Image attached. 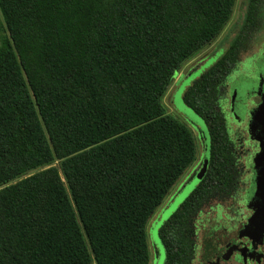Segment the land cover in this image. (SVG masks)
I'll list each match as a JSON object with an SVG mask.
<instances>
[{
	"label": "trees",
	"instance_id": "1",
	"mask_svg": "<svg viewBox=\"0 0 264 264\" xmlns=\"http://www.w3.org/2000/svg\"><path fill=\"white\" fill-rule=\"evenodd\" d=\"M235 3L0 0V264L150 263L147 223L196 158L162 100ZM168 227L164 264H188Z\"/></svg>",
	"mask_w": 264,
	"mask_h": 264
},
{
	"label": "flooded vegetation",
	"instance_id": "2",
	"mask_svg": "<svg viewBox=\"0 0 264 264\" xmlns=\"http://www.w3.org/2000/svg\"><path fill=\"white\" fill-rule=\"evenodd\" d=\"M243 21L228 43L187 61L163 97L167 113L195 132L196 158L167 195L152 230L160 223L154 233L162 247L159 231L166 224L187 239L188 264H203L207 249H232L218 264H264V231L259 244L246 236L256 212L247 198L264 145V36L257 42L260 18L246 34L240 33ZM182 214L186 219L178 217Z\"/></svg>",
	"mask_w": 264,
	"mask_h": 264
},
{
	"label": "rangeland",
	"instance_id": "3",
	"mask_svg": "<svg viewBox=\"0 0 264 264\" xmlns=\"http://www.w3.org/2000/svg\"><path fill=\"white\" fill-rule=\"evenodd\" d=\"M245 2H246V0H236L231 19L229 20V22L227 23V25L225 26V28L223 29L221 34L216 38V40L212 44H210L207 48H205L197 56V59L200 58L201 55H204L205 53H208L211 50H214L216 48L221 47L223 42L226 41L227 39H229L237 31L236 27L239 25L240 22H242V19L244 18V11H245L244 3ZM257 18H260V20H261L260 30L258 31L259 34L257 35V42H259V41H261L262 37L264 36V0H261L260 5L258 6ZM8 40H9L8 32L6 30V27H5L1 12H0V47L5 46L8 42ZM226 43H228V42L226 41ZM163 104L167 107V101L165 98L163 99ZM167 110L169 112L168 108H167ZM186 113L188 114L187 116H188L189 120L193 124H195V125L199 124L198 119L190 111L186 110ZM178 121H180V120H178ZM193 134L195 137L196 136L195 132H193ZM167 199H168V197L163 201L164 203H162V206L167 202ZM162 206H160L158 208V210L155 212V214L149 219L147 226H146L148 247H149V251H150V263L149 264H164V260H165L164 248L162 247V245L158 241L157 235L155 237V233H154V231L160 227V223L157 224L155 226L156 228L152 230L153 223L156 220L157 215H158ZM153 243H155L157 245L158 254H159V257L157 258V260L155 262H153L154 256H155Z\"/></svg>",
	"mask_w": 264,
	"mask_h": 264
},
{
	"label": "water",
	"instance_id": "4",
	"mask_svg": "<svg viewBox=\"0 0 264 264\" xmlns=\"http://www.w3.org/2000/svg\"><path fill=\"white\" fill-rule=\"evenodd\" d=\"M264 111L262 106L260 112ZM248 207L256 209L254 216L250 219L246 226V236L251 240L256 241L258 244L261 242L262 234L264 231V145L262 144L261 151L259 152L255 161V173L252 179V184L247 198ZM217 254L216 260L213 259L214 254ZM210 252L208 249L205 251L203 264H218L221 258L228 259L232 254V249L216 250Z\"/></svg>",
	"mask_w": 264,
	"mask_h": 264
}]
</instances>
